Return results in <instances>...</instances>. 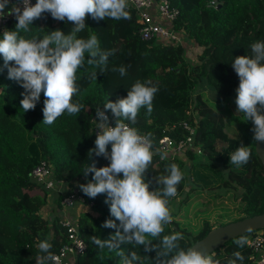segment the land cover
I'll use <instances>...</instances> for the list:
<instances>
[{"label": "trees", "instance_id": "trees-1", "mask_svg": "<svg viewBox=\"0 0 264 264\" xmlns=\"http://www.w3.org/2000/svg\"><path fill=\"white\" fill-rule=\"evenodd\" d=\"M14 1L9 0V3ZM167 1L169 6L177 11V16L172 22L173 28L184 34L185 42L189 44L191 41L200 48L198 63L194 68L197 74L190 73L193 66L188 67L185 61L187 43L171 45L153 40L141 41L138 38L139 24L134 10L128 9L131 19L119 21H98L86 14L85 24L88 28L78 35L87 38L95 33L103 50H115L109 57V65H125L127 75L120 78L111 71H105L98 74L97 80H93L90 78L93 68L85 62L84 67L77 72L79 92L73 97V102L78 101L84 106L81 113L69 115L65 112L51 125L42 122V109L46 99L43 92L34 110L21 109V93L24 89L16 81L7 78V68L4 67L3 57L0 56V264H36L37 256L42 254L37 244L49 233L54 237L51 241L52 253L66 243L65 230L60 223L52 221L49 227L48 222L38 215L46 202V194L50 191L35 183L29 176L31 168L39 161H45L51 166V178L54 181L69 183L70 186L75 181L71 189L76 188L83 203L88 204L95 213V216L82 213L77 219L78 235L85 244V250L75 257L72 264H120V257L115 251L110 252L107 248L101 250L91 241L92 236L104 240L115 233V229L102 227L106 219H115L110 214L109 204L105 203L106 193L90 198L81 191L79 185L92 179V173L87 176L83 174L86 164L95 161L97 168L109 164L107 159L95 154L91 159L88 157V150L95 148L96 139L90 131L91 115L99 105L101 110H104L102 103L107 102V99L115 102L125 98L137 79L142 82L151 80L158 87L152 101V113L148 114L146 108H141L137 123L131 125L140 133H151L153 144L162 136H170L173 140L181 138L184 131L177 125L182 122L193 125V119L195 120L194 135L189 147L172 159H161L158 154L153 156L152 163L144 173L149 190L163 187L158 185L156 179L167 175L165 169L172 163L177 164L183 172L182 158L186 157L190 162L186 167L190 170L199 167L216 169V174L220 173L218 180L223 186L230 185L229 187L239 190V216L236 219L263 211L264 174L254 153V135L249 137L253 133V122L243 119L239 126L245 141L243 146L250 148L251 156L246 164L237 167L230 163V156L240 143L225 136L221 123L213 122L211 116H214V113L205 110L195 86L203 79L219 96L237 95L239 78L231 63L237 56L251 55L252 43L264 41V0ZM16 23L9 21L0 30V35L5 29L13 30ZM30 27V32L21 34L28 38L32 35L42 37L56 29L68 34L73 24L66 21V18L65 21L56 20L50 13L45 12L35 19ZM85 57L87 61V53ZM106 114L111 122H115L110 109L106 110ZM173 125L176 127L171 130ZM217 141L223 142L224 145L217 149ZM196 146L200 150L199 153L194 150ZM110 148L109 145V151ZM227 177H230L233 183L229 184L225 180ZM187 179L184 175V179L177 185V193L183 191ZM190 185V189H201L198 185ZM183 194L184 198L180 204H177L174 197L169 198V204L172 201L178 206L176 210L171 209L172 216L178 215L179 206L191 195L190 191H183ZM216 196L218 195L212 197ZM116 223L119 224V221ZM201 224L191 236L181 221L172 220L170 224L165 225L161 237L153 243L158 244L163 235L179 231L184 236L179 242L180 246L186 249L215 227L206 220ZM239 237L214 250L212 253H215V259L220 260L221 264H227L229 259L234 258L233 253L239 251L244 260L237 261V264H249L246 246L240 248L235 243ZM120 247L126 254L135 251L141 257L140 264H155L151 258L155 256V252L147 253L150 258L144 259L142 245L121 244Z\"/></svg>", "mask_w": 264, "mask_h": 264}, {"label": "clouds", "instance_id": "clouds-1", "mask_svg": "<svg viewBox=\"0 0 264 264\" xmlns=\"http://www.w3.org/2000/svg\"><path fill=\"white\" fill-rule=\"evenodd\" d=\"M19 3L23 7L10 4L9 0H0V18L15 15L17 21L13 30L5 29L0 35V56L7 68V78L24 89L20 101L23 111L34 110L43 92L46 98L42 109L43 123L51 125L65 112L69 115L81 113L84 106L78 101L73 102V97L79 92L77 72L85 62L93 68L90 74L93 80L105 71L120 78L127 75L125 65H109V57L115 50H103L95 33L87 38L78 34L88 28L86 14L98 21L131 19L128 0H36L34 5L30 0H19ZM45 12L56 20L65 21L66 18L72 22L69 33L56 29L42 37L32 35L28 38L21 34L30 32L33 21ZM250 48L251 55L235 57L231 67L239 78L236 111L243 113L246 122H253V141L256 143L264 142V41H256ZM157 92L158 87L151 80L142 82L137 79L125 98L115 102L107 99L102 103L104 110L100 105L95 108L96 119L93 121L98 131L95 148L88 150V157L91 159L95 154L107 159L109 164L99 168L95 161L86 164L83 174L92 173V179L79 187L90 198L106 193L105 203L109 204L110 214L115 219H106L102 227L115 229V233L104 240L92 236L91 241L101 250L115 251L120 264H140L141 261L135 251L126 254L121 244L142 245L144 259L150 258L147 253L155 252L151 257L155 264H221L215 259V253L205 254L192 246L182 248L179 242L184 236L179 231L163 235L158 244L153 243L161 237L165 225L173 220L169 198L177 195V185L185 175L177 164L172 163L165 169L168 174L156 179L163 187L150 191L145 181L144 173L156 154L153 137L151 133L141 134L131 125L137 123L141 108L152 113V101ZM109 109L115 118L114 126L109 125L106 114ZM250 156V148L240 145L231 154L230 163L239 167L246 164ZM164 158L161 155V159ZM246 231L250 233L252 228ZM53 239L49 233L37 244L42 254L37 256L36 264H60V257L50 251ZM235 243L243 248L251 241L242 235ZM233 257L227 264L244 260L239 251L234 252Z\"/></svg>", "mask_w": 264, "mask_h": 264}, {"label": "built area", "instance_id": "built-area-1", "mask_svg": "<svg viewBox=\"0 0 264 264\" xmlns=\"http://www.w3.org/2000/svg\"><path fill=\"white\" fill-rule=\"evenodd\" d=\"M36 0H30V3L34 5ZM129 8L135 11L138 17L139 28L137 30L138 38L141 41H156L160 43H166L171 45L183 44L184 34L181 31L175 30L172 26L174 18L177 16V11L169 6L167 0H128ZM18 6L23 7L19 3V0H15ZM154 10L156 16L163 19L170 26H162L153 21L151 10ZM16 21L15 15H6L0 18V30H2L9 21ZM96 119V112H94L90 119V131L93 137L96 138V124L93 120ZM97 122H99L97 120ZM115 122H111L109 119V125L114 126ZM193 125H189L186 122H182L177 125L184 131L181 138L173 140L170 136L160 137L155 144H153V151L160 157L172 159L179 155L180 152L190 146L195 129V120L193 119ZM176 126H171L170 129L174 130ZM144 134V133H141ZM196 153L200 150L198 147H194ZM30 178L37 184L41 185L46 190H52L57 185H61L62 181H54L51 178V166L45 161H39L35 164L30 172ZM75 201L83 202L82 198L77 195L76 188L63 196L60 200V205L63 207L71 206ZM60 225L65 230L66 243H64L55 253L60 257V264H72L75 257L82 254L85 250V244L78 235L77 220H62ZM248 238L251 241L250 245H246L248 250L247 259L249 264H264V229L250 233ZM51 264V262H50Z\"/></svg>", "mask_w": 264, "mask_h": 264}, {"label": "rangeland", "instance_id": "rangeland-1", "mask_svg": "<svg viewBox=\"0 0 264 264\" xmlns=\"http://www.w3.org/2000/svg\"><path fill=\"white\" fill-rule=\"evenodd\" d=\"M186 43L188 44L184 39L183 45H186ZM199 53L200 48L196 47L193 43L185 46V61L188 67L193 66V69H190V73L193 75L196 73L194 68L198 63L197 57ZM195 91L199 94L200 102L205 105V110L214 113V116L213 114L211 116L213 122L222 124L225 136L236 139L240 145H244L245 141L239 129L240 124L243 123L244 116L243 113L236 111V95L230 97L219 96L204 83L203 79L199 80V83L195 86ZM220 120H222L223 123L220 122ZM252 135H254V133L250 134L249 137H252ZM223 145L224 143L221 141L216 142L217 149ZM29 149L31 152V146ZM195 159H198V157H195ZM182 161L184 162L182 168L183 173L186 178H188L183 191H190L191 195L188 200L179 206L178 215L172 216L173 220L176 219L181 221L183 227L190 232L191 236L195 233V229L200 227L203 220H206L208 224L214 225L215 227L237 220L236 218L239 216L237 213L239 208V201L237 199L239 190L229 187L230 185L223 186L222 182L218 180L220 173L219 175L216 174V169L199 167L190 170L186 167L190 164L189 160L183 157ZM225 180L229 182V184L233 183L230 177H227ZM190 184L198 185L201 189H190ZM224 190H226V192H224ZM183 191H179L174 197L177 204H180L184 198ZM214 195L218 196L212 197ZM206 200H208V205H206ZM169 206L172 207L170 208L172 210L178 209L176 203L172 201ZM86 210L89 211L91 215L95 216V213L88 207ZM249 235L250 233L246 234V236Z\"/></svg>", "mask_w": 264, "mask_h": 264}, {"label": "water", "instance_id": "water-1", "mask_svg": "<svg viewBox=\"0 0 264 264\" xmlns=\"http://www.w3.org/2000/svg\"><path fill=\"white\" fill-rule=\"evenodd\" d=\"M254 153L259 159L264 174V142H254ZM249 227L252 228L250 233L264 229V208L260 214L247 216L210 229L202 238L195 241L191 246L205 254L207 252L211 254L229 240L249 234V232L246 231Z\"/></svg>", "mask_w": 264, "mask_h": 264}, {"label": "crops", "instance_id": "crops-1", "mask_svg": "<svg viewBox=\"0 0 264 264\" xmlns=\"http://www.w3.org/2000/svg\"><path fill=\"white\" fill-rule=\"evenodd\" d=\"M151 14L153 21H155L156 23L162 26H170L169 23H167L163 19L158 18L153 9L151 10ZM190 43L193 42L189 41V44ZM74 182H72L71 186L69 183H62L61 185H57L54 189L47 192L46 202L39 210L38 215L42 220L48 222L49 227H51L52 221H55L57 223H60L62 220L65 219L75 221L79 218L82 213H89V211L86 210L87 207L90 209L89 205L83 202L81 203L75 201L69 207H63L60 205V197H63L68 193V191L73 187V185H75Z\"/></svg>", "mask_w": 264, "mask_h": 264}]
</instances>
